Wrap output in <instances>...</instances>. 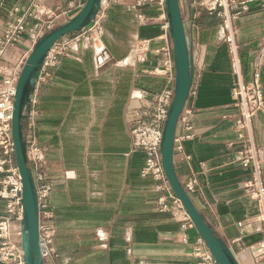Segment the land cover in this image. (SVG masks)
I'll list each match as a JSON object with an SVG mask.
<instances>
[{
  "label": "crops",
  "instance_id": "obj_1",
  "mask_svg": "<svg viewBox=\"0 0 264 264\" xmlns=\"http://www.w3.org/2000/svg\"><path fill=\"white\" fill-rule=\"evenodd\" d=\"M85 1L40 0L35 17L26 19L22 40L0 61V93L5 81L18 76L47 21L52 29L65 23ZM37 2L1 0L0 35L14 8L25 13ZM132 2L112 7L104 49L97 51L80 36L71 41L70 55L60 57L46 80L36 83L33 126L27 121L31 100L25 110V139L34 135L39 148L30 165L52 187L55 253L45 264H197L191 251L199 232L188 229L185 243L181 223L157 210V181L142 175L145 154L133 147L132 125L146 121L156 95L167 85L174 88L175 78L151 73L159 58L152 50L161 45V25L152 7L144 11L150 20L140 23ZM201 2L180 0L193 55L185 107L192 129L178 124L176 136L190 135L183 145L191 159L184 161V153L175 149V167L183 184L197 175L199 187L191 196L215 234L225 243L239 239L233 244L237 262L255 264L249 247L264 237V207L245 194L242 185L251 174L235 159L243 147L233 97L238 77L221 21ZM234 25L239 78L249 84L256 71L264 98V0H253ZM136 39L150 40V51L141 57L134 51ZM254 139L264 146V108L254 116Z\"/></svg>",
  "mask_w": 264,
  "mask_h": 264
},
{
  "label": "built area",
  "instance_id": "obj_2",
  "mask_svg": "<svg viewBox=\"0 0 264 264\" xmlns=\"http://www.w3.org/2000/svg\"><path fill=\"white\" fill-rule=\"evenodd\" d=\"M1 1V0H0ZM34 5V10L20 13L19 8H14L10 13L11 21L4 34L0 35V61L4 58L7 50L19 43L27 31L26 19L28 16L35 17L38 12L40 0ZM127 0H100V8L95 19L83 29L81 34L73 38L57 41L48 52L43 62L37 83L43 82L49 75L50 69L56 67L60 57L68 56L71 53L70 43L72 40L83 36L89 40L97 51L104 49V36H109V31L104 27L110 17L112 7L124 5ZM131 8L135 12L138 21L145 23L150 20L144 11L148 8H155L157 11L156 20L161 25L162 34L158 37L161 45L152 51L159 56L157 65L151 71L154 75L166 76L169 81L175 78V66L172 58V42L168 34V16L166 0H132ZM253 0H202L201 5L212 15H216L224 29V39L229 46L234 67V73L238 77L233 89V97L238 108L236 114V125L240 130L239 138L243 147L236 153L235 159L243 167L250 171V178L244 181L243 189L245 194L254 199L260 206L264 207V146H260L254 139V116L258 110L264 108L262 87L258 82V73L255 71L253 82L245 84L240 80V60L238 58V44L236 41L238 29L234 21L242 14L250 10ZM51 15V11L45 12ZM44 13V14H45ZM52 29L51 21H47L46 29L39 32L41 38L47 31ZM100 44L101 47H97ZM136 55H142L150 51L149 39H136L134 42ZM1 72V71H0ZM18 76L7 80L6 89L0 93V264H25L24 251L22 246V221L24 218L23 207V186L21 176L17 167L15 145L12 138V111L16 92ZM174 96V88L165 86L157 95L151 109L144 113L146 121H138L131 127L133 147L145 154V164L142 168V175H151L156 181L158 199L156 207L158 211L170 212L181 223L182 232L194 228V224L185 212L181 201L174 195L170 184L165 176L161 143L165 123ZM35 97L31 98V110L27 116L30 125L34 124ZM191 111L184 109L179 122L185 130L192 129L189 122ZM190 135L176 136L175 149L184 153L183 142ZM28 163L35 161V154L39 150L34 135L26 139ZM191 157L184 153V161L190 162ZM31 167V165H30ZM39 208V235L43 258L50 257L55 253L54 236L55 231L51 224L52 213L49 210L48 199L52 187L46 182L44 175L31 167ZM186 191L191 195L199 187L196 174L189 177L183 184ZM184 242L189 243L186 233ZM18 239V240H16ZM239 241L232 240L227 246L236 253L233 244ZM255 264H264V237L253 246L249 247ZM192 254L197 259V264H217L214 256L209 251L204 239L198 236L192 242Z\"/></svg>",
  "mask_w": 264,
  "mask_h": 264
},
{
  "label": "water",
  "instance_id": "obj_3",
  "mask_svg": "<svg viewBox=\"0 0 264 264\" xmlns=\"http://www.w3.org/2000/svg\"><path fill=\"white\" fill-rule=\"evenodd\" d=\"M168 34L172 42V58L175 66V86L172 104L165 123L161 155L165 176L174 195L181 201L185 212L204 239L217 264H239L233 251L219 238L206 222L192 196L186 191L175 167V138L180 117L186 107L192 87V61L187 25L183 18L180 0H166ZM100 0H86L80 11L65 23L49 30L35 44L21 68L13 102L12 138L16 162L23 186L24 218L22 221V246L25 264H45L39 235V208L32 169L28 163L27 147L23 131L26 107L38 81L39 74L52 46L61 39L87 27L96 17Z\"/></svg>",
  "mask_w": 264,
  "mask_h": 264
}]
</instances>
